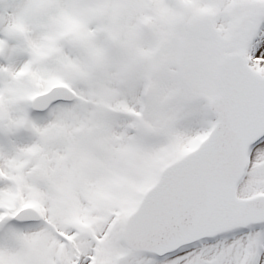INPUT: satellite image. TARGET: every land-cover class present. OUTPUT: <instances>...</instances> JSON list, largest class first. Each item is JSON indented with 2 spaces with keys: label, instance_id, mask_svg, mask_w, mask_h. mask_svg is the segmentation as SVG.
<instances>
[{
  "label": "snow or ice",
  "instance_id": "obj_1",
  "mask_svg": "<svg viewBox=\"0 0 264 264\" xmlns=\"http://www.w3.org/2000/svg\"><path fill=\"white\" fill-rule=\"evenodd\" d=\"M0 264H264V0H0Z\"/></svg>",
  "mask_w": 264,
  "mask_h": 264
}]
</instances>
